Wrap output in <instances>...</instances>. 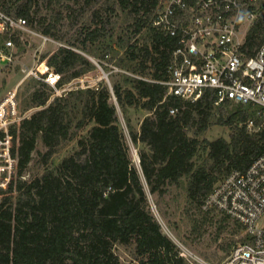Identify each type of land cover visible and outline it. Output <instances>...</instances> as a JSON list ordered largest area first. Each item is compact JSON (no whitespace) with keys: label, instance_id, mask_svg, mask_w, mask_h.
Returning <instances> with one entry per match:
<instances>
[{"label":"trees","instance_id":"16d2710c","mask_svg":"<svg viewBox=\"0 0 264 264\" xmlns=\"http://www.w3.org/2000/svg\"><path fill=\"white\" fill-rule=\"evenodd\" d=\"M49 2L61 3L53 21L41 13L40 0H0L4 11L55 38L63 30L59 22L72 18L76 8L89 15L75 39L46 56L59 74L56 85L33 78L25 109H36L12 126L18 178L0 199V264H123L119 244L132 247L127 264H189L150 209L112 97L121 108L150 112L131 137L142 144L140 164L151 193L164 194L184 182L187 197L201 209L217 182L264 156L257 107L216 104L212 90L194 101L167 95L161 81L177 42L153 24L159 0H117L106 9L100 0ZM263 43L264 12L249 27L241 50L254 55ZM119 49L116 64L126 70L121 79L56 94V87L96 69L92 56L116 55ZM212 124L228 126L230 138H201ZM72 139L73 151L56 162L58 147ZM29 167L34 173L22 178Z\"/></svg>","mask_w":264,"mask_h":264},{"label":"built area","instance_id":"2783aa9c","mask_svg":"<svg viewBox=\"0 0 264 264\" xmlns=\"http://www.w3.org/2000/svg\"><path fill=\"white\" fill-rule=\"evenodd\" d=\"M257 7L258 0H159L153 24L177 42L168 77L161 81L168 87L167 95L194 101L212 90L216 104L257 107L258 128H264V43L254 55L241 50L244 25L256 18ZM22 32H31L27 20L0 8V34L6 37L0 58L13 60L12 37ZM41 65L45 81L55 86L59 74L46 63ZM19 84L0 99V194L9 191L18 178L11 129L26 117L20 111ZM176 111L171 109L173 114ZM253 125L250 120L249 128ZM202 209L219 211L244 229L245 239L220 264H264V156L244 171L233 169L205 197ZM179 254L188 260L192 257L185 247Z\"/></svg>","mask_w":264,"mask_h":264},{"label":"rangeland","instance_id":"374dc122","mask_svg":"<svg viewBox=\"0 0 264 264\" xmlns=\"http://www.w3.org/2000/svg\"><path fill=\"white\" fill-rule=\"evenodd\" d=\"M116 1L100 0L98 5L106 9L114 5ZM40 4L42 6L41 13H48L49 18L53 21L55 18L53 11L60 9L61 3L57 5L49 2V0H40ZM263 5L264 0H258L256 18L263 14L264 7L261 8ZM88 18V14L82 15L76 8L72 18L64 17L59 22V27L63 28L62 31H59L60 38L45 34L38 26L31 25L29 26L31 32L13 35L12 38L15 43V48L12 49L13 60L8 62L7 59L0 58V99L20 83L17 89L20 111L22 114L29 116L36 109H25V99L28 95L25 91L29 87L30 81L33 78L45 81L44 74L39 69L41 63H46V56L59 46L66 45L67 40L75 39V33L89 22ZM253 21L244 25L245 34ZM122 23L124 22L121 17L118 19L117 24L121 25ZM45 36L51 38V40H45L43 38ZM15 37H17L16 41ZM5 39L6 37L0 34V47L4 45ZM119 51L116 55L111 52L105 57L92 56L91 59L95 63L96 69L88 72L82 78L73 80L64 88L56 87V94H61L78 84L88 83L95 85L101 79H105L111 86V81L121 79L126 73L125 68L118 67L116 64L122 54V49H119ZM100 63L105 64L107 68L104 69ZM129 73L131 72L129 71ZM105 74L107 75L106 77ZM112 101L116 105L119 121L130 147L133 161L140 171L150 209L161 224L163 232L173 240L177 249L181 251L182 247H185L192 255V257L188 256L189 260L185 258L189 264H192L191 260L195 264H220L231 250L245 239L243 227L230 218L223 219L226 216L219 211L215 210L204 214L197 203L192 202L187 197L184 182L180 185L170 186L164 194L151 193L140 164L139 149L142 144L135 143L131 137V131H139L143 118L150 112L138 106L121 108L115 96L112 97ZM231 131L228 126L212 124L204 131L201 138L214 140L219 137H225L229 139ZM76 143V139L62 143L57 149L54 160L58 162L63 156L72 152ZM40 148L44 149L42 146ZM33 173L32 167H29L27 172H25L26 178H29ZM3 197V194H0V199ZM220 225H222V228H219ZM116 252L119 254L123 264H127L133 257L132 247L130 246L119 244L116 246Z\"/></svg>","mask_w":264,"mask_h":264},{"label":"bare ground","instance_id":"6f19581e","mask_svg":"<svg viewBox=\"0 0 264 264\" xmlns=\"http://www.w3.org/2000/svg\"><path fill=\"white\" fill-rule=\"evenodd\" d=\"M40 70L44 71L45 70V66L41 65V67L39 68Z\"/></svg>","mask_w":264,"mask_h":264},{"label":"water","instance_id":"95a60500","mask_svg":"<svg viewBox=\"0 0 264 264\" xmlns=\"http://www.w3.org/2000/svg\"><path fill=\"white\" fill-rule=\"evenodd\" d=\"M107 75L105 74V77H106Z\"/></svg>","mask_w":264,"mask_h":264}]
</instances>
